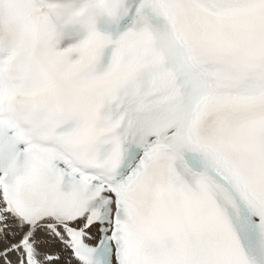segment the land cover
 Masks as SVG:
<instances>
[{"label": "snow or ice", "instance_id": "1", "mask_svg": "<svg viewBox=\"0 0 264 264\" xmlns=\"http://www.w3.org/2000/svg\"><path fill=\"white\" fill-rule=\"evenodd\" d=\"M0 264H264V0H0Z\"/></svg>", "mask_w": 264, "mask_h": 264}]
</instances>
